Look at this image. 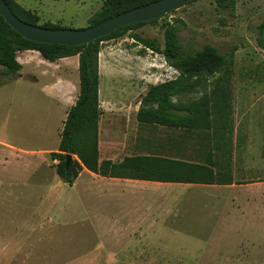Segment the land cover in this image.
<instances>
[{
    "label": "crops",
    "instance_id": "obj_1",
    "mask_svg": "<svg viewBox=\"0 0 264 264\" xmlns=\"http://www.w3.org/2000/svg\"><path fill=\"white\" fill-rule=\"evenodd\" d=\"M17 1L39 12L38 0ZM16 60L15 75L0 66V207L26 213L0 235V264H27L32 221L48 222L53 208L63 224L85 223L76 237L87 248L76 255L121 264H264L263 93L254 97L238 82L225 112L176 128L138 121L141 103L104 87L99 73L98 162L132 158L127 172L134 174L142 157L182 161L190 166L187 180L101 175L82 164L68 184L51 153L79 93L78 55L48 61L26 49ZM159 127L166 128V145L159 144Z\"/></svg>",
    "mask_w": 264,
    "mask_h": 264
},
{
    "label": "rangeland",
    "instance_id": "obj_2",
    "mask_svg": "<svg viewBox=\"0 0 264 264\" xmlns=\"http://www.w3.org/2000/svg\"><path fill=\"white\" fill-rule=\"evenodd\" d=\"M102 2L103 0H38L34 5L40 13L33 11L40 17L39 24L52 22L63 28L78 29L90 25V18ZM176 19L179 20L175 21ZM165 21L178 25L184 50L194 52L205 44H210L221 53H229L225 65L210 76L204 86L176 96V102H196L205 97L208 101L219 104L215 106L217 109H213L210 103L211 114L225 112L229 107L226 104L230 105L233 101V86L238 82H246L252 87L254 97L264 94V48L257 42L259 36L264 40V0H235L234 6L227 9L216 8L214 0H193L153 23L122 30L117 37L101 41L97 65L104 87L110 84L116 90H121V99L141 103L151 85L178 76V71L169 66L161 54L144 47L133 37L134 34H139L155 38L162 47ZM157 132L159 144L166 145V128L159 127ZM20 144L33 148L46 146L42 143ZM25 210L16 212L9 205L0 207V235H9L13 225H19L14 221H20L18 215L25 214ZM52 214L48 216L49 221L46 223H36V219H33L32 224L37 229L30 234L23 254L27 258V264H121L118 258L103 262L96 256L76 255L87 248L86 245H80L76 237L85 223L66 221L63 224L58 221L54 208ZM56 232H64V239H57ZM41 253H44L43 258ZM72 257L74 258L69 261Z\"/></svg>",
    "mask_w": 264,
    "mask_h": 264
},
{
    "label": "trees",
    "instance_id": "obj_3",
    "mask_svg": "<svg viewBox=\"0 0 264 264\" xmlns=\"http://www.w3.org/2000/svg\"><path fill=\"white\" fill-rule=\"evenodd\" d=\"M151 1L155 0H103L100 8L90 18L89 24L94 25ZM5 2L12 12L24 22L48 28H63L52 22L39 24V15L26 9L16 0H5ZM214 2L216 8L227 9L234 6L235 0H214ZM156 19L127 24L92 42L67 46L30 41L18 34L0 14L1 73L15 75L21 69V65L16 60V52L19 50H36L43 59L48 61H54L65 56L78 55L79 93L75 104L67 113L58 151L51 153L53 158H58L59 160L56 166L58 175L68 184H72L82 168V164L89 170L101 175H126L160 181L187 180L185 168L190 166L182 161H173L162 157H142L141 162L144 163L135 169L137 173L134 174L127 172L132 158L125 157L120 163H112L106 160L98 162L99 74L97 55L99 43L103 40L117 37L122 30H130L146 23H153ZM178 20L176 19L175 21ZM178 30L179 27L175 22H164V43L162 47L155 38L143 37L139 34H134L133 36L144 47L161 54L165 62L179 73L176 78L156 83L147 89L142 97V106L136 114L138 121L184 128L199 118L208 117L210 103L213 109H217L215 106H219V104L208 101L205 97L200 99V101L189 103L176 102L174 100L180 94L190 93L198 87L204 86L209 77L225 65L227 56H229V53H221L215 46L210 44H205L194 52L184 50ZM262 31L263 26L260 27V34ZM257 42L264 48V40L260 36L257 38ZM146 105H152L153 107L145 108ZM67 154L76 155L79 161L71 159L69 165L66 166ZM198 174L202 175L200 172ZM187 175L190 178L189 170H187Z\"/></svg>",
    "mask_w": 264,
    "mask_h": 264
},
{
    "label": "water",
    "instance_id": "obj_4",
    "mask_svg": "<svg viewBox=\"0 0 264 264\" xmlns=\"http://www.w3.org/2000/svg\"><path fill=\"white\" fill-rule=\"evenodd\" d=\"M192 0H155L134 7L111 18L102 20L85 28H48L33 25L19 19L5 2L0 0V14L4 20L22 37L37 43L63 44L75 46L92 42L108 35L118 27L136 22L160 18L172 10ZM71 155H66V166L71 161Z\"/></svg>",
    "mask_w": 264,
    "mask_h": 264
}]
</instances>
